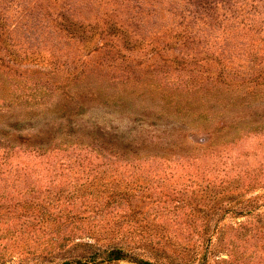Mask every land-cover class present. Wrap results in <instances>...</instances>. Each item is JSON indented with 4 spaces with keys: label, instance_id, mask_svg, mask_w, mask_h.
Instances as JSON below:
<instances>
[{
    "label": "rangeland",
    "instance_id": "obj_1",
    "mask_svg": "<svg viewBox=\"0 0 264 264\" xmlns=\"http://www.w3.org/2000/svg\"><path fill=\"white\" fill-rule=\"evenodd\" d=\"M197 1L27 0L34 8L17 14L29 20L11 19L0 37V244L21 238L33 204L49 228L36 250L58 253L50 264L100 260L111 246L157 264H264V0L210 13ZM69 15L90 25L60 29ZM17 120L23 137L63 133L37 151L17 143ZM103 127L111 151L93 149ZM78 224L119 232L72 250ZM206 225L217 231L205 236ZM19 261L29 259L0 264Z\"/></svg>",
    "mask_w": 264,
    "mask_h": 264
},
{
    "label": "trees",
    "instance_id": "obj_2",
    "mask_svg": "<svg viewBox=\"0 0 264 264\" xmlns=\"http://www.w3.org/2000/svg\"><path fill=\"white\" fill-rule=\"evenodd\" d=\"M7 1L8 2L6 4H1V2H0V37H2L6 33V31L10 28V26L12 25V23H11L12 18L15 19L14 21L15 22L17 21L18 23H23L22 20L25 18L26 22H27L29 20V18L31 17V15H28L29 12H25L22 16H19L20 14H17V12L22 11V9L27 7V6H30L29 9L34 8V4H35V2H33V5H31V2H27V0H17L15 5H13L12 2H14L15 0H7ZM195 3L197 4L196 7L198 10H196V11H199L198 13H201V12L202 13H210L208 11H210L212 9L215 10L216 8H219V6L222 4H223V6H226V3L224 2V0H220V1L219 0H206L203 2L197 1ZM255 3H253V4H255ZM227 7L230 9L231 5H228ZM255 8H257V6H255ZM231 9L233 10L234 8H231ZM34 19H35V21H37V22H35V24L41 23L40 22L41 18H37L34 16ZM17 22H16V25H17ZM26 22H24V23H26ZM56 22H57V26L63 30H71V28L75 27L77 24H79V27L90 25V23H88L84 20L80 22L79 18L74 19V17H72L70 15H69V17L65 18L62 22H58V21H56ZM33 24H34V22H33ZM16 25L14 24L15 28H16ZM12 122H14V121H12ZM20 122L21 121L17 120L16 122H14V124H10V126L12 128H14L15 130L20 132V135H19L20 141L17 143L23 144L25 141L28 144L32 143V145L37 148L36 149L37 151L43 150L44 148H46V150L49 149L50 145H51L50 139H54L55 137H58L56 135V133H58V132H59V135H61L63 133V132H61L62 131V128H60L61 126L57 128L56 126L51 125V124H53V122L50 121L49 123H51L50 125L52 127L44 126L43 128H40L38 130L36 129L33 132H30L29 133L30 138H28L27 136L23 137L24 134H21L22 130L15 127V125H18ZM0 127H1V129H3L2 131H0L1 139H9L7 137L9 132H6V130H4V129H6V127H4V124H0ZM46 128H48V130ZM101 130H103L104 133L100 132L99 129L97 131H94L97 133L96 135L98 136V139H97L98 142L95 143V146L93 147V149L97 150V149H99L98 147L103 148L104 150L113 149V148H104L102 145H99L100 144L99 141H102V143H104V145H108V144L111 145L112 144L111 140L106 135V134H108V135L111 134V132L105 131V128L101 129ZM37 137H39V139H37ZM29 139H31V140L29 141ZM12 142H14L16 144L15 140H13ZM88 146H90V145H88ZM108 151H111V150H108ZM32 205L33 204H26L25 206H23L24 213L22 214L24 221L28 223L26 226L22 225V230L23 229L29 230V228H30V230L28 231V233H30V235L25 234V232L23 230V231H21V233H22L21 238L20 239L15 238L14 242H12L13 244L10 242H7L6 244L1 243L0 244V261H4L7 258L14 257V256H16V253H18L19 256L26 255V258L29 259V261L34 260V262H33L34 264H50L51 262H53L55 260L56 257H58V253L54 254L52 249L48 250V249L44 248L41 251L36 250V249H38L39 244H41V243H39L41 236H37V234H35V233H37L39 231H41V233H43V234H45L46 232L48 233L49 228H48V225L44 226V224H40L35 219L31 218V213H34V210H35V207ZM62 223L63 224H61V226L67 225V223H65V224H64V222H62ZM78 225L79 226H77V227H75V226L71 227L73 230L79 231V232H76L75 235L77 236V238H76L77 240L80 239L78 241H75V243L73 244L74 247L72 250H74L76 247H79V246H82L84 248H91L97 242H99L101 240V238H102L101 236H104V238H102V240L110 241L111 239H114L116 237L109 236V234H114V233L119 232L118 230L116 231V227H115L116 225L110 226L108 229H106L104 231L102 229H99V228L92 230L97 225V222H95V226L93 228H88V231H85L83 229V226H81V224H78ZM26 227H27V229H25ZM211 228L212 227L210 225L204 226V228L202 230V234H204L205 236L206 235L208 236L211 233V236H212V233L214 234V231H217V228H216V230L214 228L213 232H212ZM59 229H60V225H59ZM57 234H58L57 236H51L48 239H45V242L51 244L52 242H55L56 240L58 241L59 235H61L60 230L58 231ZM1 238L3 239L4 237L0 236V240H1ZM71 238L72 237L64 238L63 240H65V242H66L67 240H70ZM86 239H87V241H85ZM93 240L96 243L92 242ZM18 242L23 243L21 250L18 249V244H17ZM9 244H11L12 246L10 247ZM87 253L88 252H85L84 254H82L81 258H79V259L74 258V261L76 263H81V264H87V263L106 264V263L116 262V261H119L122 259H132L135 262H139L142 264H157V263L152 262V261L143 260L141 258H136V256H133L132 254H130V252L126 251L125 248L122 246H120V247L111 246L107 249H104L105 254L100 253L101 255H104V257L102 256L103 258L100 260L96 258V252L91 253V254H87ZM157 253H158V251H157ZM97 254H98V252H97ZM64 257H66V256H64ZM83 259H85V260H83ZM72 260L73 259H68V260H65L64 262H62L60 264H70V263H72ZM29 261H27L25 263H23L22 261H19L17 264H31V262H29ZM182 264H190V263L186 262V263H182Z\"/></svg>",
    "mask_w": 264,
    "mask_h": 264
}]
</instances>
